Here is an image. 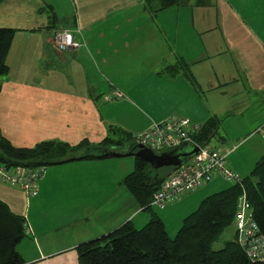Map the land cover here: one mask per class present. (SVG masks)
Returning a JSON list of instances; mask_svg holds the SVG:
<instances>
[{
  "label": "crops",
  "instance_id": "0c3cea01",
  "mask_svg": "<svg viewBox=\"0 0 264 264\" xmlns=\"http://www.w3.org/2000/svg\"><path fill=\"white\" fill-rule=\"evenodd\" d=\"M159 7L158 0H2L0 28L16 30L0 90L3 137L16 148L75 146L99 143L109 127L133 134L173 116L213 119L219 144L211 148L228 150L226 162L242 178L240 171L251 172L264 156V137L254 134L264 126V0ZM63 29L79 30V46L58 52L53 37ZM182 61L189 75L166 74ZM123 158L46 166L33 198L0 182V200L31 232L33 242L19 244L25 264H79L80 243L126 222L145 226L153 215L183 221L205 196L230 187L217 178L142 216L122 184Z\"/></svg>",
  "mask_w": 264,
  "mask_h": 264
},
{
  "label": "trees",
  "instance_id": "16d2710c",
  "mask_svg": "<svg viewBox=\"0 0 264 264\" xmlns=\"http://www.w3.org/2000/svg\"><path fill=\"white\" fill-rule=\"evenodd\" d=\"M2 0H0L1 2ZM149 1V0H147ZM160 9L179 5L184 0H158ZM16 30L0 28V90L8 73L6 58ZM188 66L182 61L165 69L168 76ZM218 122L209 119L194 138L196 144L206 146L216 134ZM132 134L109 127L108 135L97 144L82 141L71 146L66 142L43 141L31 148H16L7 141L0 130V164L16 166H52L76 160H98L112 157L108 150L126 153L137 151ZM188 145V144H187ZM135 158L134 170L122 179L124 188L136 205L151 210L154 187L159 186L170 173V168L153 169L143 159ZM252 208L253 219L259 233L264 237V156L260 157L240 185H232L221 192L203 198L197 209L183 219L175 237L170 238L165 224L153 215L145 226L136 228L130 222L101 236L100 239L80 243L75 249L79 264H264L251 262L247 254L234 239L227 241L219 250H212L214 242L223 230L233 225L236 204L243 193ZM26 219L13 213L0 200V264H25L16 246L26 236L23 224Z\"/></svg>",
  "mask_w": 264,
  "mask_h": 264
},
{
  "label": "built area",
  "instance_id": "2783aa9c",
  "mask_svg": "<svg viewBox=\"0 0 264 264\" xmlns=\"http://www.w3.org/2000/svg\"><path fill=\"white\" fill-rule=\"evenodd\" d=\"M77 33H79L78 29H63L56 33L53 37L55 50L64 52L78 47L79 44L75 38ZM114 95L121 97L122 93L117 91ZM202 126V123L173 116L161 122H154L149 128L132 134V140L136 146H143L157 154L173 150L186 143L199 146L194 157L168 174L157 186V191L151 198L152 207L164 209L166 206L176 204L181 197L199 190L217 178H222L230 186L241 184L243 178L230 169L226 162L228 150L201 146L194 142ZM254 134H259L263 138L264 126L258 128ZM45 171L46 165L7 167L0 164V182L14 186L29 198H33L37 196L38 181L43 178ZM236 208L233 218L235 241L251 262L264 263V237L259 233L244 191L238 198ZM23 229L25 234L30 236L27 221L24 222Z\"/></svg>",
  "mask_w": 264,
  "mask_h": 264
},
{
  "label": "water",
  "instance_id": "95a60500",
  "mask_svg": "<svg viewBox=\"0 0 264 264\" xmlns=\"http://www.w3.org/2000/svg\"><path fill=\"white\" fill-rule=\"evenodd\" d=\"M198 150V145L186 143L185 145L178 146L173 150L164 151L160 154L152 152L151 150L139 145H137V151L135 152L122 153L114 150H108V153L115 158L134 156L139 159H143L153 169L158 170L170 168L171 172H173L176 168L186 163L187 160L194 157ZM153 190L154 192L157 191V186L154 187Z\"/></svg>",
  "mask_w": 264,
  "mask_h": 264
},
{
  "label": "rangeland",
  "instance_id": "374dc122",
  "mask_svg": "<svg viewBox=\"0 0 264 264\" xmlns=\"http://www.w3.org/2000/svg\"><path fill=\"white\" fill-rule=\"evenodd\" d=\"M214 8L216 7V6H213ZM213 7H210V9H213ZM243 143V142H242ZM241 143V144H242ZM218 144L219 143H217V141H215L214 139H212V138H210L209 140H208V142H207V147L209 146V147H214V146H218ZM241 144L239 143V144H236V148H238V147H240L241 146ZM249 144H247V145H245L244 147H242L241 148V150H243V151H245V147L246 146H248ZM127 149H128V147L126 146V145H124L123 147H121V150L122 151H124V153H126V151H127ZM240 150V151H241ZM124 159V161L125 162H123L124 164V166H125V168L127 169V174H130L132 171H133V168H129V163H130V161H131V159L132 160H134L135 158H134V156H131V157H124L123 158ZM252 169V168H251ZM251 171V170H250ZM236 172V171H235ZM241 172V175L242 176H246L248 173H250V172H248V173H244L245 172V170H242V171H240ZM237 173V172H236ZM223 185H224V183H223ZM226 185V184H225ZM202 189V188H201ZM200 189V190H201ZM210 195V194H209ZM188 196V195H187ZM206 197V196H205ZM156 208V209H155ZM151 209L153 210V211H155V212H158L159 213V210H157V207H151ZM173 208H171L170 210H172ZM196 210V209H195ZM150 211V209H148V210H146V211H144V212H142V216L143 215H145V213L146 214H148V213H150L149 212ZM169 210H166V211H164V212H168ZM164 224H165V228H166V232H167V234H169V236H170V238H173V237H175L176 236V234H177V232H178V230H179V228L182 226V224H183V222H182V219L180 220L179 218H178V216L177 215H175V214H172L170 217H167V218H163V221H162ZM143 226H140V227H138V228H142ZM234 235H235V231H234V224L233 225H231V226H229V227H227V228H225L224 230H223V233L219 236V238L214 242V244H213V246H212V250H219V249H222L223 247H224V244L227 242V241H231V240H233L234 239ZM29 237H31V235L30 236H24V238L22 239V243H24V242H33V240H31V238H29ZM20 242V243H21ZM19 243V244H20ZM19 244L16 246V250H17V252L18 253H20L21 252V254H23V256L24 255H26L25 254V249L26 248H24L23 249V247H20L19 246ZM20 245H22V244H20ZM23 259V258H22ZM25 259H27V257L26 256H24V260Z\"/></svg>",
  "mask_w": 264,
  "mask_h": 264
}]
</instances>
